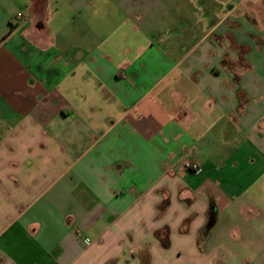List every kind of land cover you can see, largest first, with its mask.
<instances>
[{"label": "crops", "instance_id": "crops-1", "mask_svg": "<svg viewBox=\"0 0 264 264\" xmlns=\"http://www.w3.org/2000/svg\"><path fill=\"white\" fill-rule=\"evenodd\" d=\"M0 264H264V0H0Z\"/></svg>", "mask_w": 264, "mask_h": 264}, {"label": "built area", "instance_id": "built-area-1", "mask_svg": "<svg viewBox=\"0 0 264 264\" xmlns=\"http://www.w3.org/2000/svg\"><path fill=\"white\" fill-rule=\"evenodd\" d=\"M18 17L19 18H22L23 17V13L22 12H19L18 13ZM183 166L184 168L186 169H189V170H193V171H200V166L198 163H195L193 162L192 160H189V159H185L183 161ZM79 233V232H78ZM80 234V233H79Z\"/></svg>", "mask_w": 264, "mask_h": 264}, {"label": "trees", "instance_id": "trees-1", "mask_svg": "<svg viewBox=\"0 0 264 264\" xmlns=\"http://www.w3.org/2000/svg\"><path fill=\"white\" fill-rule=\"evenodd\" d=\"M38 25H41V23H38Z\"/></svg>", "mask_w": 264, "mask_h": 264}]
</instances>
